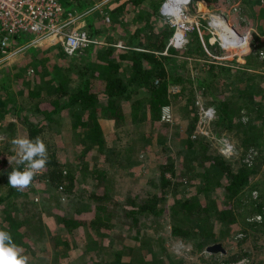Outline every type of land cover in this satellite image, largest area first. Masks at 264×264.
<instances>
[{
	"label": "rangeland",
	"instance_id": "obj_1",
	"mask_svg": "<svg viewBox=\"0 0 264 264\" xmlns=\"http://www.w3.org/2000/svg\"><path fill=\"white\" fill-rule=\"evenodd\" d=\"M109 1L113 2L109 4ZM153 1L155 0H143L142 5H136L132 0H119L116 4L114 0H82L81 3L84 7L73 10L81 16L77 28L87 30L97 37H101L103 33L106 34L108 31L112 32L114 30L113 19L119 17L118 33L122 36L120 38L125 39L124 45L128 47L121 49L142 51L160 62L166 70L165 75L161 77L154 74L151 81L154 82L156 78L160 80L159 83H154L156 87L164 81L167 82L170 98L169 104L165 107L169 108L171 121L162 120L164 107L161 112V119L159 122L155 121L156 124L148 119L145 114L142 122L133 123V121H118L115 118H108L104 112L100 111L101 118H99V122L108 149L104 151L103 156L97 162H92L94 165L89 164L85 158L92 150L90 140H80V135L83 132L78 134L80 129L76 130L72 126L73 119L70 118L69 114L67 112L54 113L52 117L50 116L53 119L52 122L45 120L47 115L34 109L38 98L27 95L30 89H34L36 85L35 83L29 84L28 77L34 75L31 72V66L35 67L36 75L38 71H43L47 66L53 69L54 66L62 64L65 60L72 61V59L60 56V53H58L59 56L56 55V52H60V49L56 47L60 46L61 43L46 41L33 46V48L14 58L5 59L0 56V112L2 115L5 113L0 119V199L7 196L10 189L15 191L4 202L0 203V222L3 210L10 212L11 209H22L23 202L33 200L37 207L28 203L31 209L30 212L25 213L34 215V218L41 217L49 232L56 229V232L60 233L56 222L57 212H75L80 209L84 212L94 209V213L96 211L97 215L101 217V221L103 220L106 225L102 226L101 229L97 228L91 231L83 227L75 228L72 234L67 235L62 232L63 235H58L61 238V241L58 242L56 236H53L57 234L54 232L49 233L43 240L40 242L38 240L36 244L30 247L29 251V256L34 257L38 255L39 251L43 253L46 250V259H42L39 255L38 258H31L30 264H51L56 260L53 256L56 253L55 248H64V241L78 245L72 251H68L64 258L57 259L58 264H113L115 260L114 252L122 247L125 248V251H128L132 244L137 245V250L140 251H137V255L143 254L148 258L162 259L163 264H170L171 261L174 264H225L220 261V255L222 254L218 252L220 250L215 251L216 253L212 252L210 256L206 255L207 248L212 245L208 244L206 248L202 249L198 244L195 245V240L193 241L192 238H187L183 234L173 235L175 225L178 224V227L184 226L178 223L170 214H174V202L177 199L195 195L198 187L202 184L199 183L198 178H188L189 173L188 176L185 175V172H188V162H186L188 157L185 149L186 143L180 133L184 129L181 122H184V127L188 123L191 125L189 121L191 118L187 115L190 114V111L193 112L191 114L195 112L197 118L194 123L195 128L192 138L204 136L209 140V144L213 149L229 158H238L237 156L241 158L244 155L241 154L236 145L242 142V131L239 129L229 130L222 126L221 130L218 125H215V121L218 119L217 110L211 121L200 122L202 108L207 109L213 106L208 105L207 101L211 99V95H205L204 88L198 84V79L210 75L207 70L212 66H232L236 70L246 69L258 75V77L261 76L256 81V85L261 84L262 92L256 93L257 86L254 85L252 87V91L253 88L255 91L252 94L253 97L247 95L243 98L240 90H243L247 84L245 86L241 84L239 79L242 75L233 71L222 73L212 81L214 92L217 95L224 94L227 98L230 97L231 107L246 105L241 110L242 115L239 116V119L244 121L245 125L264 128V62L262 61L264 60V7H261L263 1L257 3L251 2L252 0H193L192 12L199 15L201 26L188 34V43L184 48H172L167 54H164V51L172 36L173 27L159 14L160 6L164 0H156L158 7L154 11L149 5ZM124 2L127 3L125 12L119 8ZM242 4H248L247 14L239 13ZM145 9L149 11H145ZM111 10H117L118 13H112ZM88 17L95 19L93 27L88 26L85 21ZM215 17L224 19L228 24L229 28L225 31L236 36L235 31L237 30L242 36L246 37V47H222L218 36L215 38L211 33V25ZM108 18H110L111 23L106 22ZM91 29L95 32H92ZM119 29L121 30L119 31ZM159 35L162 36L161 38L165 43L162 46H159ZM109 36L117 39L115 34H109ZM197 42L202 45L205 56H193L185 52L189 46L195 48ZM211 46L214 47V51ZM101 48L104 47L94 46L77 54V56L86 58L89 62L95 57L97 49ZM253 48L259 54V60L256 61L258 67L254 69H251L250 66L243 68L242 63L248 64L253 60L252 56L251 58H245L247 53L255 54ZM173 50L179 51L173 52ZM234 60H236V63ZM154 64L148 59V68L150 66L155 67ZM129 66L131 67L130 63ZM159 68L161 69V67ZM3 74L6 76L4 79ZM77 76L74 74L75 80ZM188 78H190V81L187 80ZM230 80L235 81L234 87L229 85L228 81ZM78 84L79 81L69 83L71 87H76ZM103 89L104 87L98 88L99 91ZM47 94L45 91L40 93V95ZM137 96L146 97L145 91H140ZM3 100L6 106H4ZM192 104L194 105L193 108ZM130 105V103L125 104L123 111L125 114H130L129 120L134 118V111ZM19 106H22L23 109L17 110ZM250 107L260 109H248ZM27 118L30 119L28 122L33 121L39 128L43 127L38 136L44 140L50 152L54 153L56 160L66 166L63 174L66 176L70 169L73 171L75 179L72 182L67 179V183H65L66 186L71 187V189H66L69 192L68 197L65 195L66 192L62 195L60 190L51 182V176L47 168L42 174L35 177L32 186L22 191L23 195L28 192L27 198L23 195L18 196L17 190L9 185V175L17 167L14 162L12 164L9 160L15 156L11 141L17 136L29 137L26 126ZM223 140H227L232 144L236 151L225 152L221 142ZM260 143L264 145V137ZM112 149H119V152L116 153ZM120 153L121 155H119ZM107 155L109 160L107 177L109 180H106L104 185L108 186L110 193L104 195L105 197L100 200H93L92 197H89L88 191L94 189L92 185L99 182L101 175L99 172L92 174V171L97 170L96 163L101 168H105L103 162ZM171 162L178 165L181 172L177 181L183 180L184 182H179L180 184L175 187L176 193L170 192L167 194L166 209L163 213L159 215L142 214L140 221L138 223L137 221L134 222L132 219L134 214L131 211L128 213L129 210L126 206L130 202L141 203L155 193L161 194L160 176L166 166L165 164L168 165ZM188 164L191 165L192 163ZM208 164L207 161L205 165ZM262 167L261 171L264 170V160ZM194 168L198 169L197 163H194ZM86 173H88L87 177L84 176ZM167 174L170 175V173ZM222 175L226 176L223 173ZM255 178L264 182V174L260 175L258 173ZM209 181L215 183V178L210 177ZM96 187L102 186L97 185ZM171 189L173 190V187ZM99 191H103V188ZM56 197H61L62 200L58 206L54 205L55 202L51 204L50 201V198L55 199ZM215 197L218 199L220 206L224 207L225 203L221 201H224L225 198L220 195V190L215 193ZM205 198L206 195L203 194L199 200L205 201ZM230 204H233V202L231 201ZM135 216L137 218V214ZM237 229L235 227L231 231L233 238L229 235L235 241L234 243L228 244L224 240L219 244H222V247L226 248L230 254L239 251V249L251 250L249 257L243 258L242 261L236 264H258L260 260L264 261V243L260 240V243H263L262 248L260 250L252 249L254 245L252 238L241 241L243 234H238L237 238L235 237ZM24 232L26 233V231ZM83 232L86 233V236L81 242H78L80 241L79 236ZM31 233L33 236L27 237L30 238L29 240L37 237L36 234ZM74 236L78 237V241ZM143 242L145 246L140 248ZM31 243L32 241H29L27 245H31ZM57 243L59 244L56 246ZM227 250L224 249V254ZM126 259H129L128 256H123L122 260Z\"/></svg>",
	"mask_w": 264,
	"mask_h": 264
},
{
	"label": "trees",
	"instance_id": "obj_2",
	"mask_svg": "<svg viewBox=\"0 0 264 264\" xmlns=\"http://www.w3.org/2000/svg\"><path fill=\"white\" fill-rule=\"evenodd\" d=\"M81 1L82 0H61V3L64 5L66 11L74 12V9H82L84 7ZM132 1L136 5L143 4V0ZM261 1H263V3H261ZM251 2L261 3V7H264V0H252ZM149 5L153 8V11L157 10L158 6L156 0L149 3ZM119 8L121 11L125 12L127 3H122ZM145 11L149 10L145 9ZM113 12L118 13L117 10H113L112 13ZM247 12L248 4L240 5L239 13L247 14ZM85 21L88 26L93 27L92 25L95 19L88 17ZM108 21L109 20H106V22ZM91 31L95 32L92 29ZM161 37V35L158 37V41H160L159 46L165 44ZM211 47L214 51V47ZM56 48L60 49V52H56L57 56L60 55L67 59H72V61L65 60L62 64L54 66L53 69L47 66L43 71H38L36 75L35 67L31 66V72H33L34 75L28 77L29 84L35 83L36 85L34 89H30L27 95L32 98H38L37 103L34 105V109L37 112L46 114L47 118L45 120L52 122L53 119L51 117L54 113L67 112L69 114L70 118L73 119L71 122L72 126L75 127L76 130L80 129L78 134L83 132L81 134L82 136L80 135V140H90L91 145H89L92 147V150L89 155L85 157L89 164L97 162L103 156L104 151L108 149L99 122V118H101L100 111L104 112L105 116L108 118H115L118 121L123 120L140 123V121L142 122L144 120L143 115L145 114L146 117L155 124L159 122L162 109L170 102L167 82L164 81V83L156 87L154 86V82L151 81L154 74L161 77L165 75L166 70L161 66L160 62L142 51L117 50V48L114 49L113 47L97 49L95 57L88 62L86 58H79L77 56L79 53L74 55L66 54L61 44ZM255 50L256 49L253 48L256 55L249 53L245 54L246 59L252 56L253 60L248 64L242 63L243 68L250 66L251 69H254L258 67L256 61L259 60V54L257 53L258 51ZM174 51L178 52L179 50H173V52ZM185 52L188 55L205 56L200 42H197L195 48L189 46ZM58 53L60 54L58 55ZM148 59L155 63V67H147ZM262 61L264 62V60ZM234 62L236 63V60H234ZM159 67H161V69ZM231 71L240 73L242 76H240L239 82L244 86L247 84L243 90H240L243 98L247 95L253 97L252 94L255 93V91L254 88L252 91V87L254 85L257 86L256 81H258L261 76L258 77V75L246 69L236 70L232 66H212L207 70L210 75L201 79L199 78L198 84L200 87L204 88L206 96L211 95V99L207 101V103L217 110L218 119L215 121V125H218L221 130L222 127H225L229 130L239 129L242 131V142L236 145L241 154L243 153L244 155H242L241 158L240 156H237L238 158H229L213 149L209 144V140L204 136L192 138L195 128L194 123L197 116L195 112L194 114H191L192 111L189 112L190 114L187 116L191 118V120H189L191 125L188 123V125L184 127V122H181V126L184 129L180 132L181 137H183L186 143L185 149L188 157L186 162L192 163L191 165L187 163L188 172H185V175L188 176L187 174L189 173L188 178H198L199 183L202 184L198 187L195 195L188 198H180L174 202V214H170L178 223L184 226L178 227V224L175 225V227H173V235L183 234L187 238H192L193 241L195 240L196 244H194H198L199 247L203 249L206 248L208 244L213 245L215 243H222L224 240L228 244L234 243L235 241L232 239L231 231L236 227L238 228L235 235L236 238L238 234H243L241 241L251 237L254 243L252 249L260 250L264 243V182L260 179H256L255 176L258 173L260 175L264 174V170L261 171L264 160V145L260 143L264 137V128L245 125V122L240 120L239 116L242 115L241 110L243 107H246V105L242 107L234 106L235 109H233L234 107L230 106V97L227 98L224 94L217 95L214 92L212 81L222 73H230ZM74 74L78 75L76 80ZM4 75L5 74H3V79L6 77ZM187 80L190 81V78ZM73 81H76V83L79 81L78 86L71 87L69 83ZM228 83L230 86L234 87L235 81L230 80ZM102 87H104V89L99 91L98 88ZM143 90L145 91L146 97L142 98L141 96H137L140 94V91ZM43 91L48 94L40 95ZM261 92L262 87L259 83L256 93L259 94ZM2 102L4 106H6L4 100ZM128 103L131 104L130 107L134 111V118L130 120V114L123 113L125 104ZM193 107L194 105L192 104V108ZM19 109L22 110L23 107H17V110ZM248 109L260 108L250 107ZM4 114L5 113L2 115L0 112V119H2ZM26 120L29 137H37L43 127L39 128L33 121L28 122V120H30L28 118ZM167 127H169V125H167ZM217 130L219 131V129ZM112 150H115L116 153L119 152V149ZM48 153L50 162L47 165V169L51 176V182L60 190L62 195L66 192L65 195L68 197L69 192H67L66 189H71V187L68 185L66 186L65 183H67V179L72 182L75 179V175L70 169L69 172H67L68 175L65 176L63 173L66 166L59 163L54 153H51L49 149ZM121 153L119 155H121ZM207 161L209 164L205 165ZM103 163L105 164V168H101L96 163V169L98 171H92V174L99 172L101 175L99 182L92 185L94 189L88 191L89 197H92L93 200H100L105 197L104 195L110 193L108 186L104 185V182L109 180L107 177L109 165L108 155ZM194 163H197V170L194 168ZM165 165L160 176L161 194L155 193L141 203L130 202L129 205L126 206L129 210L128 213L131 211V213L134 214L132 217L134 222L137 221L138 223L142 214L159 215L163 213L166 209L167 194L170 192L176 193L175 187L180 184L179 182H184L183 180L177 181L181 175L178 165L174 162ZM88 170L90 171V169ZM167 173H170V175L168 176ZM222 173L226 174V176L222 175ZM84 176L87 177L88 173L84 174ZM210 177L215 178V183L209 181ZM97 185L102 187H96ZM172 187L173 190L171 189ZM101 188H103V191H99ZM219 190L220 195L225 198L224 201H221L225 203L224 207L220 206L218 199L215 197V193ZM14 192L13 189H10L7 196L0 199V203L4 202V200L10 197ZM254 192L259 193V195L253 197ZM17 193L18 196L23 195L21 191H17ZM203 194L206 195L205 201L199 200L200 196ZM23 196L27 198L28 192ZM50 201L51 204L55 202L54 205L58 206L62 200L61 197H56L55 199L50 198ZM231 201L234 205L230 204ZM28 203L37 207L35 203H33V200H26L22 203V209H11L10 212L3 210L2 220L0 222V229L9 231L15 242L24 249V253L28 256L30 247L36 244L38 240L39 242L43 240L49 233H56L57 235L53 236H56L58 242L61 241V238L58 236L59 234H72L75 228L83 227L91 231L106 226L103 220L101 221V217L97 215V212L95 211L94 213V209L86 212L80 209L79 211H75L76 213L73 211L57 212L56 222L60 233L56 232V229L49 232L41 217L34 218V215L25 213L30 212L31 209ZM101 208L103 209V207ZM135 214H137V218ZM24 231H26V233ZM31 232L36 234L37 237L29 240L30 238L27 237L33 236ZM229 235L232 238H230ZM85 236L86 233L83 232V234L79 236L80 241H78V237L74 236V238L78 242H81ZM260 240L263 242L262 244ZM29 241H32L31 245H27ZM58 244L59 243H57L56 246ZM63 244L64 248H55L56 253L53 256L56 260L51 264H58L59 261L57 259L61 260L68 251H72V249L78 245L66 241H64ZM144 246L145 243L143 242L140 248ZM224 249L227 250L226 248ZM137 251L139 250H137V245L135 244H132L128 251H125L124 247L116 250L114 252L115 260L113 264H163L162 259H155V257L148 258L143 254L137 255ZM206 252L208 256L212 254L211 250ZM218 252L222 253L220 255V261L225 264H236L242 261L243 258L249 257L251 250L239 249V251L231 254L228 250L225 254L222 250ZM39 255H41L42 259H46V250H44L43 253L39 251L38 255L34 257L29 256V259L38 258ZM123 256H128L129 259L122 260ZM170 264L174 263L171 261ZM258 264H264V261L260 260Z\"/></svg>",
	"mask_w": 264,
	"mask_h": 264
},
{
	"label": "built area",
	"instance_id": "obj_3",
	"mask_svg": "<svg viewBox=\"0 0 264 264\" xmlns=\"http://www.w3.org/2000/svg\"><path fill=\"white\" fill-rule=\"evenodd\" d=\"M160 6L159 14L170 26L173 33L170 37L164 54L172 48L182 49L188 43V34L201 25L199 15L192 12L193 0H188L184 8V14L175 21L169 22L162 14ZM81 18L76 12L66 11L61 0H0V56L5 59L14 58L22 52L40 45L46 41H56L61 43L63 50L68 55L82 53L84 50L96 47H118L128 48L122 42H109L101 37H97L87 30L78 29L77 23ZM217 19H213L211 28L212 35L219 38V42L224 48H230L233 39L239 40L242 48L246 47L242 36L237 30V34H231L217 25ZM240 36V39L238 36ZM183 37L184 42H181ZM139 50L138 48H135ZM158 78L154 83H159ZM216 114L214 107L202 108L200 122L211 121ZM163 121H171L169 108L165 107L162 114ZM225 152H235V148L227 140L221 141Z\"/></svg>",
	"mask_w": 264,
	"mask_h": 264
},
{
	"label": "clouds",
	"instance_id": "obj_4",
	"mask_svg": "<svg viewBox=\"0 0 264 264\" xmlns=\"http://www.w3.org/2000/svg\"><path fill=\"white\" fill-rule=\"evenodd\" d=\"M187 3L188 0H165L161 14L169 22L178 20L184 14ZM181 42H184L183 37ZM239 43V40L233 39L230 46L234 47ZM244 43H247L246 38ZM11 144L15 156L9 160L17 167L9 175V185L22 192L32 186L35 177L47 168L50 162L48 148L40 136L35 138L17 136L12 139ZM258 195L259 193H253V197ZM0 264H30L29 256L24 253V249L15 242L12 234L4 229H0Z\"/></svg>",
	"mask_w": 264,
	"mask_h": 264
},
{
	"label": "crops",
	"instance_id": "obj_5",
	"mask_svg": "<svg viewBox=\"0 0 264 264\" xmlns=\"http://www.w3.org/2000/svg\"><path fill=\"white\" fill-rule=\"evenodd\" d=\"M115 1V4L117 3V1H119V0H114ZM110 3L109 4H111L113 1H109ZM112 11V10H111ZM111 11H109V12H111ZM113 16V15H112ZM93 18V17H92ZM108 22L109 23H111V20H110V18H108ZM115 20H117L116 22H115ZM119 20H120V18L119 17H115L114 19H113V27H114V30L112 31V32H110V31H108L106 34H104L103 33V35H101V37L103 38V39H105V40H107V41H109V42H112L113 41V43H116V42H122L123 44H125V39H122V38H120V37H122L121 36V34L120 33H118V23H119ZM110 26H111V24H110ZM121 29H119V31H120ZM109 34H111V35H114L115 34V37L117 38V39H113L112 37H110L109 36ZM111 47V46H110ZM114 49H116L117 48V50H118V47H113ZM121 49V48H120Z\"/></svg>",
	"mask_w": 264,
	"mask_h": 264
},
{
	"label": "bare ground",
	"instance_id": "obj_6",
	"mask_svg": "<svg viewBox=\"0 0 264 264\" xmlns=\"http://www.w3.org/2000/svg\"><path fill=\"white\" fill-rule=\"evenodd\" d=\"M217 25H219L223 30H227L229 28L228 24L224 21V19H217ZM240 38V36H239ZM242 39V38H240Z\"/></svg>",
	"mask_w": 264,
	"mask_h": 264
},
{
	"label": "water",
	"instance_id": "obj_7",
	"mask_svg": "<svg viewBox=\"0 0 264 264\" xmlns=\"http://www.w3.org/2000/svg\"><path fill=\"white\" fill-rule=\"evenodd\" d=\"M208 250H211L212 252H215L217 250H223L224 251V248L222 247V244H215V245H212L210 247L207 248Z\"/></svg>",
	"mask_w": 264,
	"mask_h": 264
}]
</instances>
